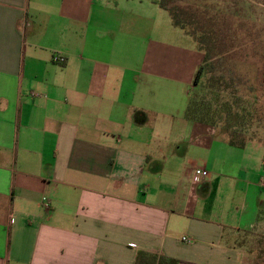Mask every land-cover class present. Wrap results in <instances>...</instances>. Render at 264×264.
I'll use <instances>...</instances> for the list:
<instances>
[{
	"label": "crops",
	"instance_id": "1",
	"mask_svg": "<svg viewBox=\"0 0 264 264\" xmlns=\"http://www.w3.org/2000/svg\"><path fill=\"white\" fill-rule=\"evenodd\" d=\"M125 7L0 0V264H136L140 252L243 264L232 236L264 222V157L242 166L248 143L216 145L215 126L172 117L162 144L142 64L122 47L139 35Z\"/></svg>",
	"mask_w": 264,
	"mask_h": 264
},
{
	"label": "rangeland",
	"instance_id": "2",
	"mask_svg": "<svg viewBox=\"0 0 264 264\" xmlns=\"http://www.w3.org/2000/svg\"><path fill=\"white\" fill-rule=\"evenodd\" d=\"M124 2L125 23L133 24L139 35L126 36L122 47L133 58L126 61L142 64L139 91L147 93L159 123L167 125L162 144L170 139L172 117L190 123L184 116L190 96L200 88L194 79L204 63L201 94L212 99L219 92L218 107L229 102L238 115L228 130L230 121L224 118L215 125L216 145L235 132L236 141L243 138L248 143L247 149L240 147L244 155L238 152L239 159L246 158L242 166L253 172L264 157V0H171L185 20L184 27L154 0ZM259 170L264 173V162ZM241 195L229 197L241 205ZM262 212L264 217V207ZM231 242L242 250L243 264H264V222L239 231Z\"/></svg>",
	"mask_w": 264,
	"mask_h": 264
},
{
	"label": "trees",
	"instance_id": "3",
	"mask_svg": "<svg viewBox=\"0 0 264 264\" xmlns=\"http://www.w3.org/2000/svg\"><path fill=\"white\" fill-rule=\"evenodd\" d=\"M154 2L157 3L162 9L166 10L177 25L184 27L185 20L183 19L182 14L177 11V5H172L171 0H154ZM206 60H208L207 57L205 58V61ZM206 68L207 67L204 65V63L200 64L199 66L194 79V84L200 88L195 89L194 95L192 94L190 96L185 117L191 121L211 126H215L221 118H224L227 120V122L230 121L226 127V130H228L234 125V122L237 121L236 116L238 115L232 111L229 102H224L220 105L221 107H218L217 102H219V92L216 93L212 99H206L204 93L201 94V87L204 86L203 76L205 75ZM223 115L225 116L223 117ZM235 135V132L230 133L231 137L229 138V143L231 145L245 147L247 144L246 141L243 138H241L240 141H236ZM179 262L180 260L173 257H168L165 255L158 256L153 253L140 252L138 254L136 264H179Z\"/></svg>",
	"mask_w": 264,
	"mask_h": 264
},
{
	"label": "built area",
	"instance_id": "4",
	"mask_svg": "<svg viewBox=\"0 0 264 264\" xmlns=\"http://www.w3.org/2000/svg\"><path fill=\"white\" fill-rule=\"evenodd\" d=\"M55 60L62 62L64 60V57L63 56H56ZM194 175H195L196 180H200V179H202L208 175V171L204 168H197L194 172ZM262 185H264V181H262ZM44 205L47 209L50 208V202L46 198H44ZM183 239L188 240L187 237H184ZM130 246L136 247V244L130 243Z\"/></svg>",
	"mask_w": 264,
	"mask_h": 264
}]
</instances>
